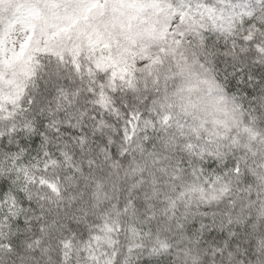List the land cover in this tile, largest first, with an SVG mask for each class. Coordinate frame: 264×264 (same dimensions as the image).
Returning <instances> with one entry per match:
<instances>
[{"label": "snow or ice", "instance_id": "obj_1", "mask_svg": "<svg viewBox=\"0 0 264 264\" xmlns=\"http://www.w3.org/2000/svg\"><path fill=\"white\" fill-rule=\"evenodd\" d=\"M0 264H264V0H0Z\"/></svg>", "mask_w": 264, "mask_h": 264}]
</instances>
